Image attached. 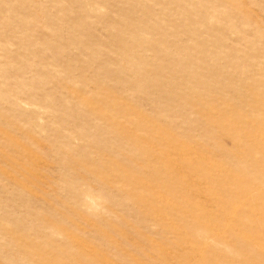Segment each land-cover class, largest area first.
<instances>
[{
    "label": "rangeland",
    "instance_id": "374dc122",
    "mask_svg": "<svg viewBox=\"0 0 264 264\" xmlns=\"http://www.w3.org/2000/svg\"><path fill=\"white\" fill-rule=\"evenodd\" d=\"M0 264H264V0H0Z\"/></svg>",
    "mask_w": 264,
    "mask_h": 264
}]
</instances>
